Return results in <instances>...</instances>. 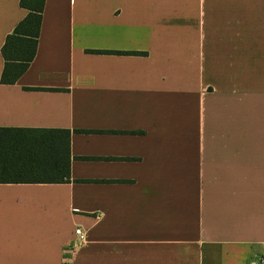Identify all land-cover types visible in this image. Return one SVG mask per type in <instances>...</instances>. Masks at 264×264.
Segmentation results:
<instances>
[{"label":"crops","instance_id":"1","mask_svg":"<svg viewBox=\"0 0 264 264\" xmlns=\"http://www.w3.org/2000/svg\"><path fill=\"white\" fill-rule=\"evenodd\" d=\"M26 14L0 0V49ZM41 17L0 128L68 130L70 178L0 183V264L264 258V0H44Z\"/></svg>","mask_w":264,"mask_h":264},{"label":"trees","instance_id":"2","mask_svg":"<svg viewBox=\"0 0 264 264\" xmlns=\"http://www.w3.org/2000/svg\"><path fill=\"white\" fill-rule=\"evenodd\" d=\"M43 3L44 0H19V6L27 10V14L6 36L1 46L4 62L0 77L2 84H14L33 60ZM69 140L68 130L0 128V183L68 182L71 159Z\"/></svg>","mask_w":264,"mask_h":264},{"label":"built area","instance_id":"3","mask_svg":"<svg viewBox=\"0 0 264 264\" xmlns=\"http://www.w3.org/2000/svg\"><path fill=\"white\" fill-rule=\"evenodd\" d=\"M74 235L77 238V246L84 243L85 238H86L85 233L80 228H76L74 230ZM251 264H264V258H259L257 260H254L251 262Z\"/></svg>","mask_w":264,"mask_h":264}]
</instances>
